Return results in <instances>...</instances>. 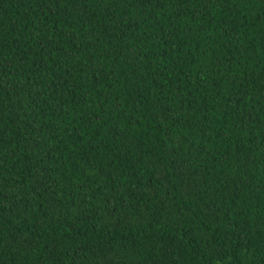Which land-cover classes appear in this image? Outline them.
<instances>
[{
  "label": "trees",
  "instance_id": "1",
  "mask_svg": "<svg viewBox=\"0 0 264 264\" xmlns=\"http://www.w3.org/2000/svg\"><path fill=\"white\" fill-rule=\"evenodd\" d=\"M0 264H264V0H0Z\"/></svg>",
  "mask_w": 264,
  "mask_h": 264
}]
</instances>
